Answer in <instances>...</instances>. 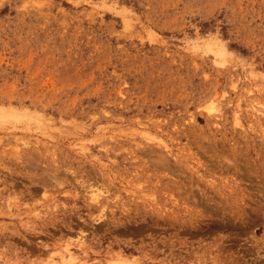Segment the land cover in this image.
<instances>
[{
	"label": "rangeland",
	"instance_id": "rangeland-1",
	"mask_svg": "<svg viewBox=\"0 0 264 264\" xmlns=\"http://www.w3.org/2000/svg\"><path fill=\"white\" fill-rule=\"evenodd\" d=\"M0 264H264V0H0Z\"/></svg>",
	"mask_w": 264,
	"mask_h": 264
}]
</instances>
